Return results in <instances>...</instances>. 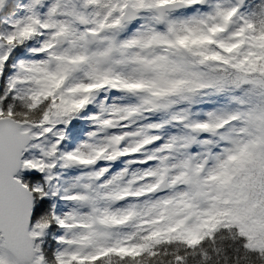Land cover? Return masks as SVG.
<instances>
[{
	"label": "snow or ice",
	"instance_id": "snow-or-ice-1",
	"mask_svg": "<svg viewBox=\"0 0 264 264\" xmlns=\"http://www.w3.org/2000/svg\"><path fill=\"white\" fill-rule=\"evenodd\" d=\"M9 3L0 0V12ZM244 3L29 0L6 22L0 264H220L228 241L238 245L233 264H264V10L243 15ZM33 41V59L10 64ZM109 93L134 102L109 103ZM225 94L235 108L193 118L199 98ZM80 118L87 139L63 151ZM166 128L175 132L165 137ZM32 149L39 158L24 159ZM57 167L84 170L60 197L74 207L33 224ZM23 170L45 183L29 188L17 177ZM53 225L63 235L49 259L42 241Z\"/></svg>",
	"mask_w": 264,
	"mask_h": 264
},
{
	"label": "trees",
	"instance_id": "trees-1",
	"mask_svg": "<svg viewBox=\"0 0 264 264\" xmlns=\"http://www.w3.org/2000/svg\"><path fill=\"white\" fill-rule=\"evenodd\" d=\"M29 0H10L8 8H6L3 12H0V29H3L6 27V22L15 19L17 16L23 15V13L20 11V9L24 6L27 5ZM207 8L204 7L202 9L199 8H190L188 10L180 11L177 13L173 14V18H179V17H185L189 14H191L194 11L197 12H204L206 11ZM264 10V0H247L246 3L241 7L240 11L241 14L243 15H253V14H259L261 11ZM143 19L137 20V22L134 25H130L129 27H132L134 29H138L139 26L142 24ZM125 35L123 34L121 38H125ZM30 47H38V42L33 41L29 45H27L25 48L22 49H17L16 53L12 57L10 64H15L18 60L20 59H33L28 52L27 49ZM7 75L12 74L11 68L7 70ZM3 86L4 83L3 81H0V93L3 91ZM237 95L239 93H236ZM130 99V98H129ZM217 100H229L231 101V95L230 94H225V95H205L201 98L198 99L195 105L192 106L191 111H195L196 113L198 112V106L201 105H208L212 102H215ZM92 107V106H91ZM231 108H235L231 107ZM82 123H79V126ZM75 130V129H73ZM72 131V130H71ZM70 132V129L66 132ZM175 132L174 129H165L164 132L162 133L163 135H168V134H173ZM69 135V136H74ZM66 137L64 142L61 145V149L63 151L69 150L71 148L73 141L70 137ZM196 151L198 150L195 148ZM216 151H219L217 148ZM32 150L26 152L24 154V159H29L32 156ZM58 174H61V169L57 171ZM19 179L25 184L29 186V188L34 187L36 185H43L44 181L42 180V175L39 174L36 171H30V172H24V173H19L17 175ZM71 205V209L74 207V205ZM64 209V203L62 201H59L57 197H52L48 196V198L40 200L37 199L34 202V208H33V214H32V223L34 224L37 220H39L42 216L47 215L51 211H55V213L58 215V213ZM63 235L61 230H58L56 225H53L49 230L46 236L44 237L42 241V247L48 256L49 259L52 258V255L54 251L59 247L56 243V238L59 236ZM231 242H225V248L227 249V252L225 255L228 256L227 262H225L224 257L222 256L220 258V264H233L232 257L235 255L234 248L238 247V245H231Z\"/></svg>",
	"mask_w": 264,
	"mask_h": 264
},
{
	"label": "rangeland",
	"instance_id": "rangeland-1",
	"mask_svg": "<svg viewBox=\"0 0 264 264\" xmlns=\"http://www.w3.org/2000/svg\"><path fill=\"white\" fill-rule=\"evenodd\" d=\"M215 2H217V0H212V3H215ZM207 11H209L208 8L204 12L194 11L191 14L185 16V17H179V18H176V19H187V18H191V17H194V16H199V15H202V14L206 13ZM146 22H147V20L143 19L142 24H144ZM136 30L137 29L129 27L127 29V31L125 32L126 36L132 35ZM125 33H123V34L125 35ZM110 94H111V96L108 95V102L109 103H112V102H117V103H131V102H134L131 98L129 99V98L122 97L121 94H119V93H110ZM99 99H104L103 95ZM98 103H99V100L97 101V104ZM231 107H234V104L231 101H229V100H217V101L212 102V103H210L208 105L198 106V112L196 113V110L192 112L193 113V118L194 119L203 120V119L206 118V114L208 112L221 111V110H229L230 111V110L233 109ZM95 111H97L96 106L95 105L92 106V107L90 106L89 109H88V112L85 113L84 115H87L88 113H94ZM161 118L167 119L166 116H164V117H160V116L155 117V119H157V120H159ZM79 123H82V124L79 126ZM69 129H70V132L66 133V137H68L69 135H73L75 132H78L79 134L75 133L74 136H69L72 139L73 144H72L71 148H69V150H67V151L73 150L78 144L84 142L87 139V135H88L89 131H91V128L89 126V122L87 120L83 119V118L74 120L72 122V124L70 125V127L66 130V132ZM73 129H75V130H73ZM166 129H172V128H166ZM168 135H164V136L167 137ZM192 151L196 152L195 147L192 149ZM32 153L33 154H32V156L29 159H31L33 157L39 158V156H40L39 150L32 149ZM123 164H124L123 161L117 162L115 165L112 166V172H115V171L119 170L123 166ZM60 169H61V174H58L57 171L60 170ZM83 171L84 170H81V169H78V168L63 169V168L57 167L55 169L54 174L56 175L57 179H55L52 182V184L48 188H46V191L49 192V196H52L51 193L54 192V191L59 193V195H57L55 197H57L59 201H62L64 203V209H62L58 213L59 216H62L65 213H67V212H69L71 210V205H70L71 203L63 201L60 197L64 195V190L65 189L70 188L71 185L75 183L76 178L78 176H80ZM44 179H45L44 176H42V180H44Z\"/></svg>",
	"mask_w": 264,
	"mask_h": 264
},
{
	"label": "water",
	"instance_id": "water-1",
	"mask_svg": "<svg viewBox=\"0 0 264 264\" xmlns=\"http://www.w3.org/2000/svg\"><path fill=\"white\" fill-rule=\"evenodd\" d=\"M232 1L234 2V0H232ZM246 1H247V0H245V3H246ZM245 3H244V4H245ZM183 10H186V9H183ZM183 10H180V11H183ZM178 12H179V11H178ZM25 153H26V152H25ZM25 153H24V154H25ZM21 172H30V170H23V171H21ZM18 174H19V172L17 173V175H18ZM44 181H45V179H44ZM31 220H32V218H31Z\"/></svg>",
	"mask_w": 264,
	"mask_h": 264
},
{
	"label": "flooded vegetation",
	"instance_id": "flooded-vegetation-1",
	"mask_svg": "<svg viewBox=\"0 0 264 264\" xmlns=\"http://www.w3.org/2000/svg\"><path fill=\"white\" fill-rule=\"evenodd\" d=\"M102 95H103V94H102ZM102 95H101V97H102ZM108 95H109V96H111V94H110V93H109ZM103 98H104V96H103ZM75 133H76V134H79L78 132H75Z\"/></svg>",
	"mask_w": 264,
	"mask_h": 264
}]
</instances>
